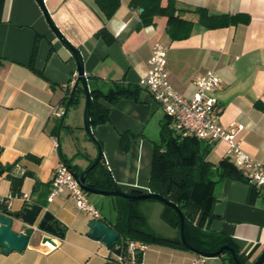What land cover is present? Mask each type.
<instances>
[{"label":"crops","instance_id":"1","mask_svg":"<svg viewBox=\"0 0 264 264\" xmlns=\"http://www.w3.org/2000/svg\"><path fill=\"white\" fill-rule=\"evenodd\" d=\"M132 1L119 0L114 16L106 20L95 0H44L52 22L83 59L89 91L106 92L113 85L139 86L149 68L151 49L160 44L166 49L169 81L186 98L193 96V81L198 76L217 72L222 81L214 94L222 108L219 125L234 130L241 127L236 131L240 149L264 163V0H173L185 10L203 8L209 14L244 19L210 30L198 23L197 14L184 13L183 18L194 26L189 38L181 41L170 40L164 17H156L151 26L138 30L140 9L132 8ZM167 1L162 0V4ZM102 29L104 33L97 34ZM36 41L33 68L42 76L29 67ZM72 77H77L76 61L50 29L37 1L0 0V200L6 199L4 206L12 213L26 202L41 205L64 232L61 239L51 237V250L42 243L45 234L35 236L23 252L4 254L0 249V264H108L115 252L88 237L91 220L76 208L67 192L51 203L47 201L54 169L62 156L72 159L71 165L80 172L97 156L84 131V95L76 106L63 104L66 93L60 86ZM140 88L137 100L113 105L102 102L109 110L108 121L89 124L113 182L130 194L150 193L153 145L159 143L160 128L167 121ZM53 107L65 111L57 136L52 134L59 121L51 117ZM122 135L128 137L125 149ZM227 149L224 142L213 145L206 160L219 163L227 158ZM12 177L22 178L18 192L12 190ZM212 192L213 216L206 221L204 231L220 235L219 240L233 244L245 264H253L264 252V193L232 179L218 182ZM116 198H88L112 230L117 219ZM133 209L153 232L177 238L163 204L137 201ZM195 243L210 249L216 245ZM199 257L173 246L145 245L140 264H193ZM225 257L224 253L201 258L203 264H226Z\"/></svg>","mask_w":264,"mask_h":264},{"label":"trees","instance_id":"2","mask_svg":"<svg viewBox=\"0 0 264 264\" xmlns=\"http://www.w3.org/2000/svg\"><path fill=\"white\" fill-rule=\"evenodd\" d=\"M95 4L106 20H110L119 8V0H95ZM131 7L141 9L139 13L140 24L138 30L143 27L151 26L156 17H164L167 20L166 32L170 40L181 41L189 38L194 23L183 18V14L191 12L197 14L198 23L205 29H219L236 25L244 21L239 15H213L206 9L195 8L185 10L179 8L173 0H168L165 5L162 0H133ZM104 33L100 30L97 34ZM37 50V41L34 44L30 69L39 76L41 73L33 68V60ZM141 88L137 85L120 87L113 85L108 91L103 92L100 89H93L90 92L91 103L89 107V124L97 126L108 121L109 110L102 104L107 102L111 105L121 100H137ZM83 95V89L76 84L66 92L63 104L66 107L78 105ZM64 118V117H63ZM167 118V117H166ZM170 121L167 118L160 128V141L153 145V154L150 169V178L148 188L151 194L159 195L169 202L175 204L184 216L185 238L193 247L204 252L218 251L222 246H228L237 250L233 244H227L226 241H220L222 237L217 234H208L204 231L206 221L212 218V204L215 201L213 197V188L225 179L239 180L248 183L242 175L236 170L234 164L228 159H222L217 164H211L206 160L211 149V145L197 141L194 138H182L170 129ZM63 128L62 120L55 123L52 134L57 136L60 129ZM128 137L122 135V147L126 148ZM62 162L76 172V167L71 165L72 159L61 157ZM37 160V159H35ZM11 166L6 167L7 171ZM1 173V171H0ZM13 192H18L22 178H10ZM87 186L102 190L113 191L118 188L113 182L109 169L104 165L103 159L89 173L86 179ZM140 194V193H133ZM116 223L113 231L117 234V241L109 246L115 251V248L121 250V256L125 260H130L131 256L127 253L129 242H139L143 245H162L173 246L177 249H186L180 240V221L178 215L170 208L166 210L170 213L172 220L170 226L178 232L177 238H167L153 232L147 226L145 219L140 213L133 209V204L137 201L116 198ZM5 206L0 205V211L5 210ZM199 241L202 244L216 242L215 249L199 246L195 243ZM223 261L226 264H235L229 253H225ZM241 263L245 264L244 259L238 255ZM142 255L135 251L133 260L140 264ZM115 264V263H108Z\"/></svg>","mask_w":264,"mask_h":264},{"label":"built area","instance_id":"3","mask_svg":"<svg viewBox=\"0 0 264 264\" xmlns=\"http://www.w3.org/2000/svg\"><path fill=\"white\" fill-rule=\"evenodd\" d=\"M148 71L139 86L150 96L152 101L161 109L163 114L170 121V129L182 138H194L197 141L208 145H215L219 142L226 143L227 158L234 164L236 170L242 177L258 192L264 193V163L257 161L246 153L239 146L234 129H225L218 123V117L222 108L219 106L214 94L221 85V79L215 70L207 71L193 81L194 94L186 98L178 93L169 81V74L166 62V49L155 44L151 49L148 60ZM77 77H72L68 82L63 83L60 88L69 91L75 85ZM65 111L53 107L51 117L62 120ZM104 165L107 166L104 161ZM67 192L73 199L76 208L91 221H101L100 212L89 203L88 194L84 192L74 179L70 168L63 162L57 164L54 169L51 189L47 198L51 203L61 193ZM28 197H24L27 200ZM6 199L0 200V205H6ZM45 248L51 250L54 245L42 242ZM145 251V245L139 242H129L127 253L133 258L134 252ZM112 259L109 263L115 264H136L133 260H125V257L112 252ZM204 259L199 257L193 264H203Z\"/></svg>","mask_w":264,"mask_h":264},{"label":"water","instance_id":"4","mask_svg":"<svg viewBox=\"0 0 264 264\" xmlns=\"http://www.w3.org/2000/svg\"><path fill=\"white\" fill-rule=\"evenodd\" d=\"M40 8L43 11L45 19L50 26V29L56 36V38L65 45L68 51L72 54L76 61L77 65V78L76 84H79L83 89V95L85 97V106H84V131L88 139L95 145L97 149L96 158L89 164V166L83 170L78 171L76 167V172H71L74 179L77 181L80 188L89 195H99L106 197H117L132 201H147L153 200L163 204L164 206L172 209L179 217L180 221V240L183 246L188 249L190 252L203 257V258H217L224 253H229L232 257V260L235 264H243L240 262L236 251L232 247L222 246L218 251L215 252H204L193 246H191L185 238V226H184V216L181 213L180 209L173 203L164 199L163 197L151 193H141V194H130L121 191L119 188L114 189L113 191H102L98 189L91 188L87 186L86 179L89 173L98 165L102 160L103 155L99 144L96 142L94 137L91 134L89 126V107L91 103L90 91L87 84V78L84 72L83 59L80 53L75 49L61 34L58 28L54 25L51 20V17L44 5V0H36ZM142 10L140 9V12ZM70 168V167H69ZM16 228H19L16 231ZM88 237L93 240L100 241L106 246H111L117 241V234L102 220L101 221H90L88 223ZM45 234L42 237V242H48L54 245L51 237L54 238H63L64 232L62 225L56 221L53 215L45 210L43 206L26 202L24 206L17 212L12 213L8 212L6 209L0 212V249L4 254L16 251L23 252L28 243L37 235ZM121 250L118 248L115 250L117 255H120ZM264 261V252L259 256V258L253 264H262Z\"/></svg>","mask_w":264,"mask_h":264},{"label":"rangeland","instance_id":"5","mask_svg":"<svg viewBox=\"0 0 264 264\" xmlns=\"http://www.w3.org/2000/svg\"><path fill=\"white\" fill-rule=\"evenodd\" d=\"M89 199H94V197H99V195H89L87 196ZM101 199V198H99ZM90 203V202H89ZM91 204V203H90ZM92 205V204H91ZM97 206V205H96ZM99 206V205H98ZM96 208V207H95ZM100 209L104 210L103 207H99Z\"/></svg>","mask_w":264,"mask_h":264}]
</instances>
